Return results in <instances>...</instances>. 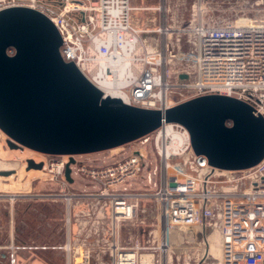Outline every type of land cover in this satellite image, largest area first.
<instances>
[{
  "label": "built area",
  "instance_id": "obj_1",
  "mask_svg": "<svg viewBox=\"0 0 264 264\" xmlns=\"http://www.w3.org/2000/svg\"><path fill=\"white\" fill-rule=\"evenodd\" d=\"M169 2L138 7L134 0H0V11L29 7L46 15L61 34L62 57L74 62L105 97L166 110L195 97L223 94L246 102L264 118V0L237 14L215 8L210 0H194L186 27L170 20ZM136 10L159 12V24L139 28ZM155 22L157 18L147 21ZM143 34L151 35L153 47ZM106 83L116 86V96L101 89ZM124 147L126 156L111 164L76 161L70 166L72 183L66 179L69 156L46 155L48 161H35L43 164L39 171L46 178L59 180L64 188L79 178L85 189H92L38 197L64 198L69 223L72 206L88 204L77 215L84 217L85 229L111 231L110 241L103 244L101 239L97 244H66L69 264H170L174 236L187 227L219 234L217 264H264V160L246 170L214 168L206 157L194 153L188 130L174 123ZM150 165L144 178L153 191L134 189ZM16 197L22 196L0 195V236L2 201ZM148 199L159 208L160 242L156 244L154 235L149 244H123L126 223L147 224L148 212L140 203ZM79 248L84 250L80 262L71 254ZM17 249L14 241L0 243L9 264H15Z\"/></svg>",
  "mask_w": 264,
  "mask_h": 264
},
{
  "label": "water",
  "instance_id": "obj_2",
  "mask_svg": "<svg viewBox=\"0 0 264 264\" xmlns=\"http://www.w3.org/2000/svg\"><path fill=\"white\" fill-rule=\"evenodd\" d=\"M62 44L57 27L41 12L0 11V131L12 149L69 156V183L75 157L124 147L169 123L185 127L194 153L214 168L246 170L264 160V118L246 102L210 94L166 110L131 106L105 97L62 57ZM42 168L28 161L27 170Z\"/></svg>",
  "mask_w": 264,
  "mask_h": 264
},
{
  "label": "rangeland",
  "instance_id": "obj_3",
  "mask_svg": "<svg viewBox=\"0 0 264 264\" xmlns=\"http://www.w3.org/2000/svg\"><path fill=\"white\" fill-rule=\"evenodd\" d=\"M160 1L154 0L157 5L160 4ZM169 1L170 6L167 15L170 20L178 21V24H175L177 26H188L194 0ZM256 1L210 0L215 8L232 14L241 13L248 4L252 5ZM150 18H157V22L147 23ZM159 18V12L154 10L134 11V20L139 28L142 29L155 27V24H159ZM148 37H151V35L143 34V39H147ZM148 41V47L151 48L155 45L152 40L149 39ZM184 47L188 48L189 45L186 44ZM174 68L176 67L174 66ZM186 97H189V95ZM7 140L8 137L0 132V172H12L10 176H0V195L22 197H16L14 201L5 198L2 201L4 207L2 208L1 216L4 230L0 236V243L10 244L14 241V244H52L65 248L66 244H97L100 239L102 244L105 243V240L110 241L111 231L109 227L99 234L95 233L91 227L79 231L74 214L70 217L69 223L70 208L64 198H55L53 196L38 197L48 194L61 195V193L92 192V189H85V182H82L78 178L76 184L68 185L64 188L59 180H50L39 170H27L29 160L42 162L44 160L48 161L49 158L44 154L29 149H12L8 145ZM127 152V147H121L102 153L77 156L75 159L80 163L89 165L111 164L122 159L126 156ZM149 152L153 154L151 147H149ZM152 161V165L155 166V161L153 159ZM152 165L146 168L144 176L142 175L137 181L138 185H134V189L148 192L153 191L152 186H145L146 181L144 178L150 173L153 168ZM86 207H88V204L84 205V208ZM140 207L147 209V224L142 225L137 221L126 223L121 231V242L123 244H134L137 242L149 244L153 242L154 235L156 244L161 240V227L157 217L159 208L156 202L153 199L143 200L140 203ZM11 220L13 222L10 225ZM71 224L74 225L73 229H71ZM151 231L152 234L150 235ZM213 233L217 234L220 245V236L217 232L208 230L206 236ZM172 244L173 247L170 252L172 263L170 264H217L221 260L220 246V252L206 253L207 245L205 238L198 227L181 228L176 232ZM76 249L70 253L73 256L75 255L76 260L80 262L84 250L79 248L77 252ZM4 253H0V264H9L6 252ZM68 254V251L64 249V264H67Z\"/></svg>",
  "mask_w": 264,
  "mask_h": 264
},
{
  "label": "crops",
  "instance_id": "obj_4",
  "mask_svg": "<svg viewBox=\"0 0 264 264\" xmlns=\"http://www.w3.org/2000/svg\"><path fill=\"white\" fill-rule=\"evenodd\" d=\"M154 0H134V5L138 7L157 6ZM157 24H155L156 27ZM152 28V27H149ZM154 28V27H153ZM37 172V171H36ZM39 172V171H38ZM85 203H79L72 206L74 217L78 218L76 226L78 229L84 227V217L79 215L80 211L86 210ZM74 210V211H73ZM83 223V224H82ZM74 225L71 224V229ZM19 249L15 252V264H64V247L52 244H14ZM72 245V244H71ZM69 264V254L67 258Z\"/></svg>",
  "mask_w": 264,
  "mask_h": 264
},
{
  "label": "bare ground",
  "instance_id": "obj_5",
  "mask_svg": "<svg viewBox=\"0 0 264 264\" xmlns=\"http://www.w3.org/2000/svg\"><path fill=\"white\" fill-rule=\"evenodd\" d=\"M124 74V68L123 70L121 71V75ZM101 89L106 92L107 94H110L112 96H116V93L115 92V89H116V86L114 84H109V83H106V84H101ZM38 162V161H36ZM204 238H205V242H206V245H207V249H206V253H210V252H220V248H219V238L217 236L216 233H213L211 235H208L206 236L204 233ZM214 252V253H215Z\"/></svg>",
  "mask_w": 264,
  "mask_h": 264
}]
</instances>
